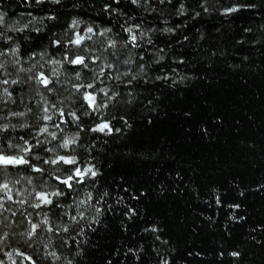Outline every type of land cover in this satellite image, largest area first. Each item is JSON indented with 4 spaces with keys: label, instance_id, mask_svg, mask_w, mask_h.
I'll use <instances>...</instances> for the list:
<instances>
[{
    "label": "clouds",
    "instance_id": "9594fccd",
    "mask_svg": "<svg viewBox=\"0 0 264 264\" xmlns=\"http://www.w3.org/2000/svg\"><path fill=\"white\" fill-rule=\"evenodd\" d=\"M171 2L125 0L135 9L128 12L105 4V18L99 20L94 18L101 15V10L94 7V0H36L34 4L22 6L40 9V13H19L23 22L11 23H4L8 10L0 3V26L3 27L0 31V53H3L0 55V69H3L0 71V153L23 156L30 161L24 167L0 169V182L11 185L7 191L0 190L2 264H11L12 260L27 264L17 255V249L35 257L37 264H92L94 258L90 250L99 244L98 240L94 242L93 234L102 235L98 229L109 228L112 208L127 207L124 219L129 222L138 215L122 195L109 187L106 171L113 168L117 158H137L159 165L176 159L173 147H165L163 141L154 151L147 148L133 152L130 147H123L132 133L166 115L170 93L190 88L204 78L191 70L196 63H187V71L176 67L185 65L186 57L174 48L188 37L173 40L178 33L182 35V25L172 26L171 19L161 8ZM109 7L111 12H107ZM199 7L204 13L219 11L223 14L219 0L215 3L200 0ZM247 7H264V0H256ZM231 10L238 11L239 6ZM187 12L181 0L175 15L184 16ZM200 15V11H195L192 19ZM150 16L154 20H148ZM245 32L254 37L248 41L251 46L264 44V23L246 28ZM32 33L41 37L39 42ZM76 33H81L85 42L79 47H69L67 42L75 39ZM196 33L199 45L206 39V33L199 28ZM132 35L137 37L138 43L130 46L127 37ZM4 41L9 42L11 53L4 50ZM55 41L60 42L59 47L55 46ZM239 43L244 41L238 40ZM66 54L84 56L86 62L74 67L71 59H65ZM241 59L247 61L250 57L245 55ZM228 67L235 70L240 65L230 62ZM41 72H46L50 78L47 88L38 79ZM13 78L20 84L15 95L9 96L2 91V80ZM12 87L11 83L7 85L9 89ZM86 93H91L87 100ZM61 110L68 113L67 122H62ZM5 128L8 131H4ZM248 146L256 147L252 143ZM29 148L31 151H26ZM35 167L43 171L36 173ZM77 170L84 173L79 178L75 177ZM57 177L64 180L71 177V187L57 183ZM37 191L49 194L58 191L59 194L53 205L37 209L35 206L40 203L35 195ZM9 196H15L16 202H9ZM229 207L234 209L228 216L229 221L247 220L246 214L236 215V211H247L241 205ZM29 221L38 226L35 234ZM121 225V231L127 232L123 221ZM172 227L157 218L140 227L139 235L144 239L134 246L117 241L124 246L125 256L131 254L128 264H173V260L175 264H188L180 258L181 245ZM226 236L228 239L220 244L222 250H218L215 257L218 264H264V223L246 225L238 238H232L227 232ZM5 252L9 255L5 256ZM196 255L202 257L203 254ZM104 264H112V260L106 259Z\"/></svg>",
    "mask_w": 264,
    "mask_h": 264
},
{
    "label": "trees",
    "instance_id": "16d2710c",
    "mask_svg": "<svg viewBox=\"0 0 264 264\" xmlns=\"http://www.w3.org/2000/svg\"><path fill=\"white\" fill-rule=\"evenodd\" d=\"M0 3L8 10L4 23L23 22L19 13L41 12L22 6L29 3L27 0H0ZM180 3L181 0H172L161 5L172 26L182 25V35L178 33L173 40L188 37L174 48L186 57V64L176 67L187 71V63H196L191 70L204 78L190 88L170 93L166 115L154 119L150 126H142L123 145L133 152L147 148L154 151L163 141L165 147H173L175 160L159 165L137 158H117L113 168L106 171L109 187L122 195L138 215L129 222L124 219L127 207L112 208L109 228L98 229L102 235L93 234L94 242L98 240L99 244L90 250L92 264H104L106 259H111L112 264H128L131 254L125 256L124 246L117 241L134 246L144 239L139 235L140 227L157 218L173 226L174 236L181 245L180 258L188 264H218L215 257L222 250L220 244L228 239L226 232L238 238L246 225L264 223V187H258L264 184V44L251 46L248 41L254 37L245 32L246 28L264 23V7H247L256 0H219L223 14L219 11L209 14L199 7L200 0H184L188 12L177 17L175 12ZM105 4L125 12L135 11L125 0H104V3L94 0V7L101 10L95 19L104 20ZM233 6H239V10L232 11ZM111 7L107 12H111ZM195 11L201 15L192 19ZM198 28L206 33V39L199 45L195 39ZM40 39L37 37L38 42ZM238 40L244 43L237 44ZM245 55L250 59L242 61ZM230 62L240 67L233 70L228 67ZM208 64L211 67H206ZM250 143L256 147L250 148ZM235 204L247 210L236 211L238 217L246 214L247 220L241 223L228 220L234 211L229 205ZM121 221L127 232L121 231ZM196 253L203 255L198 257Z\"/></svg>",
    "mask_w": 264,
    "mask_h": 264
},
{
    "label": "snow or ice",
    "instance_id": "6c2138e0",
    "mask_svg": "<svg viewBox=\"0 0 264 264\" xmlns=\"http://www.w3.org/2000/svg\"><path fill=\"white\" fill-rule=\"evenodd\" d=\"M27 2H31V0H27ZM117 2H119V0H117ZM20 31H23V29H21ZM76 38L73 39V40H70L67 42L68 46H72V45H75V46H82L85 42V38L82 36L81 33H76ZM127 40H128V43L131 45H135L138 43V39L135 35H132L130 37H127ZM55 46L56 47H59L60 46V42L59 41H55L54 42ZM3 45H4V50L8 53H11L12 49L8 46L9 45V42L8 41H4L3 42ZM17 51H21V50H17ZM0 55H3V53H0ZM22 55V53H21ZM65 59H71L72 61V66L74 67H78V66H81L82 64H84L86 62V57L84 56H75V57H72V56H69V55H65ZM97 60L95 58H93V63H96ZM0 71H3V69H0ZM38 79L40 80L41 82V85L45 88L49 87L50 84H51V81H50V78L48 77V74L46 72H41L39 73V77ZM11 83L12 84V89H9L7 88V85ZM2 84L4 85V88L2 89V91L6 92L7 95L9 96H13L15 95V89L19 88V80L18 79H3L2 80ZM26 87V86H25ZM91 93H86L85 94V100L88 99V96H90ZM6 103V101H5ZM94 106V105H93ZM45 111H47V109H45ZM60 116L63 117V121L62 122H67V119H68V113L61 110L60 111ZM47 119V118H46ZM4 131H8L7 128L4 129ZM26 151H31V149H26ZM63 159V158H61ZM56 161H53V163H55ZM66 163H71L70 161H65ZM30 164V161L25 159V157L23 156H13V155H7V154H4V153H0V169L2 168H8L9 170H11L12 168H19V167H24L26 165H29ZM34 172L36 173H39L41 171H43L42 169H40L39 167H35L33 169ZM83 171L82 170H77L76 173H75V177L76 178H79L83 175ZM56 181L57 183L61 184V185H64V186H67V187H71V184H72V178L70 177L68 180H64L62 178H59L57 177L56 178ZM11 187V185H9L6 181H2L0 182V190H9ZM58 191L55 192V193H52V194H49L47 192H39L37 191L36 192V198L40 201L39 204H37L35 207L37 209L39 208H42L44 207L45 205H48V206H51L54 204V200H55V196L58 195ZM9 202H16L15 200V196H9ZM5 210H6V207H5ZM29 223L32 224V231H33V234H35L36 232H38V226L35 224L34 221H29ZM51 230V229H50ZM5 256H8L9 254L7 252L4 253ZM17 255L18 256H21L23 257L26 261H27V264H37V261L35 259V257H31V256H28L27 254L23 253L22 251H20L19 249H17ZM0 264H2V262H0ZM11 264H18L17 261L15 260H12L11 261Z\"/></svg>",
    "mask_w": 264,
    "mask_h": 264
}]
</instances>
